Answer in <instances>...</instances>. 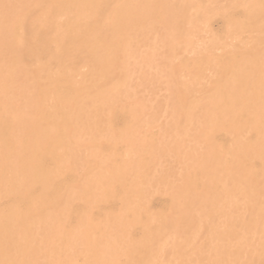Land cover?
<instances>
[{
    "label": "bare ground",
    "instance_id": "bare-ground-1",
    "mask_svg": "<svg viewBox=\"0 0 264 264\" xmlns=\"http://www.w3.org/2000/svg\"><path fill=\"white\" fill-rule=\"evenodd\" d=\"M0 264H264V0H0Z\"/></svg>",
    "mask_w": 264,
    "mask_h": 264
},
{
    "label": "rangeland",
    "instance_id": "rangeland-1",
    "mask_svg": "<svg viewBox=\"0 0 264 264\" xmlns=\"http://www.w3.org/2000/svg\"><path fill=\"white\" fill-rule=\"evenodd\" d=\"M211 70H205V72H204V75H206V76H208V77H210L211 75ZM187 74V75H186ZM178 76L181 78V80H188V81H186L187 83L188 82H190V81H192V77H190V75L188 74V72H187V70H185V69H183V71L181 72H178ZM185 77H187V78H185ZM202 81H204V80H201V82ZM201 82H198V83H194L193 81L192 82H190V84L188 83V85H189V89H190V93L191 94H197L198 92H200L199 91V89H200V83ZM192 83H194V84H192ZM207 83V82H206ZM200 84V85H199ZM192 85H194V86H192ZM202 86V85H201ZM198 91V92H197ZM197 92V93H196ZM190 94V95H191ZM163 94H161V96L159 97V98H161V97H163L162 96ZM162 119H164L163 117H161L160 118V120H162ZM156 129V128H155ZM120 145V144H119ZM163 198H165V196L161 193H159V194H156V195H153V196H149V199L152 201V203L151 204H154L152 207H157V208H159V207H161L160 205H157V203L156 202H158L160 199H163ZM156 208V209H157Z\"/></svg>",
    "mask_w": 264,
    "mask_h": 264
}]
</instances>
